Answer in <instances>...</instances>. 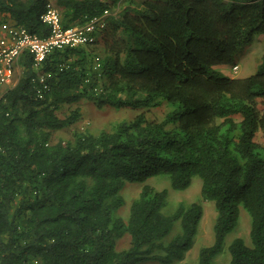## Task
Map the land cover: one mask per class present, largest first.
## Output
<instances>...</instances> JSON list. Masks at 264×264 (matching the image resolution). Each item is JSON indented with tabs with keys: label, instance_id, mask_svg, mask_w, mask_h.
Segmentation results:
<instances>
[{
	"label": "trees",
	"instance_id": "obj_1",
	"mask_svg": "<svg viewBox=\"0 0 264 264\" xmlns=\"http://www.w3.org/2000/svg\"><path fill=\"white\" fill-rule=\"evenodd\" d=\"M49 1L68 27L120 0H0V24L44 36L40 16ZM117 7L95 45L55 50L39 68L24 53L17 83L0 98V264L183 261L203 207L180 202L164 216L168 189L146 184L155 177L175 191L198 177L201 196L214 204L213 242L199 249L196 264H214L240 208L249 216L250 246L233 239L227 264H264V112L257 107L264 53L243 78L216 68L233 64L239 49L264 35V0H130ZM40 76L49 89L39 95ZM82 100L147 111L165 101L172 110L159 121L141 112L111 131L74 130L53 141L80 119L78 110L63 118L57 112ZM126 183L142 188L124 218ZM125 235L129 245L119 249Z\"/></svg>",
	"mask_w": 264,
	"mask_h": 264
},
{
	"label": "rangeland",
	"instance_id": "obj_2",
	"mask_svg": "<svg viewBox=\"0 0 264 264\" xmlns=\"http://www.w3.org/2000/svg\"><path fill=\"white\" fill-rule=\"evenodd\" d=\"M135 2H142L144 0H134ZM130 0H120L117 6L121 8L126 6ZM115 7L118 9V7ZM100 42V41H99ZM98 53V52H97ZM264 53V35L256 34L253 37L250 45L244 46L239 49L234 57L233 64L216 66V68L223 74L230 77L243 78L256 72L259 64L260 57ZM100 54V53H99ZM101 58L104 54L100 55ZM238 66L236 73H233L232 67ZM17 75L15 74V80L17 82ZM7 90V87L0 90V97ZM257 107L261 112H264V98L257 101ZM74 110H78L80 119L69 130H61L53 134V141L59 139H69L71 133L74 130L83 132H90L92 134H98L101 131H111L115 125L120 122H129L136 115L141 112H145L146 117L149 120H161L166 113L172 110L167 102L163 101L159 107L152 108L150 110L130 109V108H113L105 106L98 108L90 100H82L78 103L71 105H64L57 112L58 116L63 118L68 116ZM146 184L152 186L156 190L168 189V198L165 207L162 209V214L166 217L170 216L176 209L177 204L182 202L185 205L191 203H199L203 207V217L199 224L197 236L191 250L186 254L183 261L174 264H196L197 254L201 247L210 246L213 242V224L216 216L214 204L201 196V180L198 177L192 179V183L184 191H175L171 189L169 181L166 177H155L147 180ZM142 185L138 183H126L121 194L124 198L125 204L121 207L119 213L127 218L128 209L133 200H135L140 191ZM249 216L240 208L239 219L237 226L227 235L225 238L223 251L214 259V264H227L229 260L228 246L235 238H242L247 246H250L249 239ZM178 226L175 227V230ZM129 236L125 235L119 242L118 248L124 249L129 245ZM146 264H159L158 262L151 261Z\"/></svg>",
	"mask_w": 264,
	"mask_h": 264
},
{
	"label": "built area",
	"instance_id": "obj_3",
	"mask_svg": "<svg viewBox=\"0 0 264 264\" xmlns=\"http://www.w3.org/2000/svg\"><path fill=\"white\" fill-rule=\"evenodd\" d=\"M117 12V8L112 11L104 9L102 13L92 16L83 23L64 27L58 9L49 1L40 16L47 27V34L44 36L29 33L25 28L8 22L0 24V90L5 87L9 90L15 85V67L24 53L31 56L33 67L39 68L46 56L55 50L95 45L107 25V18ZM100 68V58L96 57L94 69L99 71ZM237 70L238 66L234 65L233 73ZM47 77L49 78L50 74ZM39 81L42 84L41 89L38 90L40 95L41 91L48 90L49 87L42 76ZM100 84L99 82V86L102 87ZM98 90L100 88L95 89Z\"/></svg>",
	"mask_w": 264,
	"mask_h": 264
},
{
	"label": "crops",
	"instance_id": "obj_4",
	"mask_svg": "<svg viewBox=\"0 0 264 264\" xmlns=\"http://www.w3.org/2000/svg\"><path fill=\"white\" fill-rule=\"evenodd\" d=\"M22 66L17 62V64H16V67H15V74L17 75V81H18V79H19V77H20V75H21V73H22Z\"/></svg>",
	"mask_w": 264,
	"mask_h": 264
},
{
	"label": "clouds",
	"instance_id": "obj_5",
	"mask_svg": "<svg viewBox=\"0 0 264 264\" xmlns=\"http://www.w3.org/2000/svg\"><path fill=\"white\" fill-rule=\"evenodd\" d=\"M99 58H100V57H99ZM100 61H101V58H100ZM16 83H17V82H16ZM16 83H15V84H16ZM11 88H12V87H11ZM202 217H203V216H202Z\"/></svg>",
	"mask_w": 264,
	"mask_h": 264
}]
</instances>
